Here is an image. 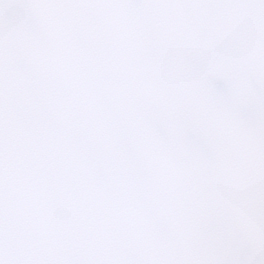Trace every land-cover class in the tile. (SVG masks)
Wrapping results in <instances>:
<instances>
[{
  "label": "snow or ice",
  "instance_id": "1",
  "mask_svg": "<svg viewBox=\"0 0 264 264\" xmlns=\"http://www.w3.org/2000/svg\"><path fill=\"white\" fill-rule=\"evenodd\" d=\"M0 264H264V0H0Z\"/></svg>",
  "mask_w": 264,
  "mask_h": 264
}]
</instances>
